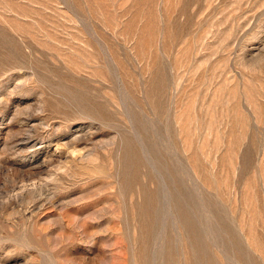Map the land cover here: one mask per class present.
Wrapping results in <instances>:
<instances>
[{"label": "rangeland", "instance_id": "rangeland-1", "mask_svg": "<svg viewBox=\"0 0 264 264\" xmlns=\"http://www.w3.org/2000/svg\"><path fill=\"white\" fill-rule=\"evenodd\" d=\"M0 264H264V0H0Z\"/></svg>", "mask_w": 264, "mask_h": 264}]
</instances>
